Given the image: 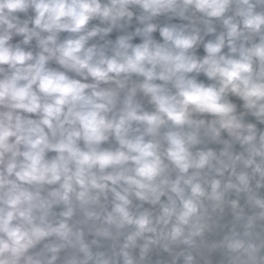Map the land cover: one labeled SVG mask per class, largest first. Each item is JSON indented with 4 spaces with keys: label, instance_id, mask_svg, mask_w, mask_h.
<instances>
[{
    "label": "clouds",
    "instance_id": "obj_1",
    "mask_svg": "<svg viewBox=\"0 0 264 264\" xmlns=\"http://www.w3.org/2000/svg\"><path fill=\"white\" fill-rule=\"evenodd\" d=\"M0 264H264V0H0Z\"/></svg>",
    "mask_w": 264,
    "mask_h": 264
}]
</instances>
